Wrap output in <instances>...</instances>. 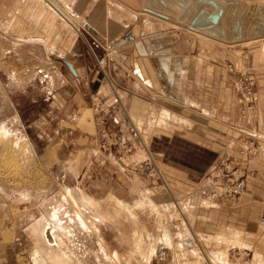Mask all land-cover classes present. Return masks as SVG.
<instances>
[{
	"label": "rangeland",
	"instance_id": "obj_1",
	"mask_svg": "<svg viewBox=\"0 0 264 264\" xmlns=\"http://www.w3.org/2000/svg\"><path fill=\"white\" fill-rule=\"evenodd\" d=\"M242 1H250L248 8L251 9L244 13L251 16L250 21L254 17L252 12L257 9L264 11V0ZM10 16L0 19V264H113L105 256L108 254L110 257L114 252L119 256L117 264H194L196 258L184 250L193 245L209 253L226 250V259L234 264H250L255 255L264 259V227L259 221L264 219V99L259 96L262 101L257 102L259 111L263 113L259 117L262 126H255L254 130L255 117L241 112L239 86L242 77L251 78L254 81L253 91L257 94V78L264 77V68L258 69L257 73L248 61L242 62L244 65L241 68L236 67L231 59L214 63L234 80L235 107H232L234 114L228 125L239 126L240 117L246 122L243 130L238 128L235 134L232 132L229 135L233 143L220 148L211 139L203 146L185 134L168 131L152 136L148 154L140 157L144 159L140 165L133 166L127 156L133 153L135 147L125 132L113 126L115 114L112 104L106 100H98L95 104L96 107L98 102H103L111 110V117L106 116L105 125H96L91 113L83 117L81 108L74 109L72 106V112L68 110L69 114H62L63 107L70 106V100L66 99L65 93H61V87L67 84L63 81L65 78L76 79L52 55L60 53L65 57L68 53L52 49V54L48 55L42 45L23 42L33 38L52 42L57 32L56 29L55 32L54 29L49 31L51 20L44 21L48 26L45 30L44 22L38 24L31 18L18 20L17 15L14 18ZM34 23L35 30L29 31V26L33 27ZM75 24L80 29L78 34L88 37L86 29L77 22ZM34 31L36 34L32 33ZM181 32L185 34H178L179 37L193 42L195 50L202 48L199 46L200 39L195 35ZM261 38L233 48L238 49L236 51L241 53V57L251 59L252 54L258 53L257 45L262 43L258 39ZM51 80L57 81V84L53 85ZM56 93L60 95L55 96ZM256 106L253 105V110H257ZM80 117L94 125L87 126L96 141L90 149L79 142V137L83 135L79 130L82 126L64 123L70 118H74L76 123ZM247 121H251L252 126ZM210 126L219 127L215 123ZM108 141L115 143L108 147ZM123 142L133 146L130 153H126L121 145ZM138 151L142 152L136 147L135 152ZM105 155L116 158L118 165L109 168L107 161L101 158ZM72 168H76L77 172ZM174 169L189 172L190 180L183 181L192 183V189L186 195L190 192L194 199L187 206L171 202L161 208L158 206L161 197L158 196L160 200L156 198L154 187L161 185L164 174L165 181L175 188V182L170 177ZM141 170L151 173L146 177ZM166 170L170 173L169 177ZM121 172L125 179L131 172L142 179L132 185L137 191L127 189L116 180V183H103L105 176L116 178ZM238 184H241L239 190L236 189ZM69 185L77 186L86 198L94 200V210L82 203L81 198L80 204L77 203L78 210L81 206L88 210L84 211L86 230L75 219L77 208L73 210L71 205L72 209L68 210L66 206L69 201L65 186ZM106 185L115 188L116 195H107L101 188ZM73 194L79 201L78 190ZM200 199H212L214 205L206 208L199 202L191 205ZM239 205L244 209V220L239 226L243 230L238 236L240 245L235 240V244L231 242L234 239L232 231L223 230L226 216L220 214L223 209ZM204 212L211 217L212 227L205 226ZM94 214L102 216V219ZM97 219H101L99 223L94 222ZM89 223L95 224L99 232L89 228ZM65 225L70 227L67 229ZM47 231L54 232L56 243L46 238ZM248 231L251 233L247 234ZM215 233H223L231 240L228 244L222 243L215 238ZM165 235H169L172 242L164 244ZM97 243L99 259L95 260L91 258V252L97 249ZM102 244L106 247L104 251L101 250ZM35 251L46 260H42ZM77 252H84V255L87 252L88 255L78 258ZM49 253L55 258H46ZM206 261L203 264H212Z\"/></svg>",
	"mask_w": 264,
	"mask_h": 264
},
{
	"label": "crops",
	"instance_id": "obj_2",
	"mask_svg": "<svg viewBox=\"0 0 264 264\" xmlns=\"http://www.w3.org/2000/svg\"><path fill=\"white\" fill-rule=\"evenodd\" d=\"M55 2H60L61 11ZM249 3L242 0H0V19L8 18L11 14V18L15 15L18 20L31 18L38 24L51 20L49 31L54 29L55 32L56 29L57 32L52 42L47 43L39 38L23 42L42 45L48 55L52 54V49L68 53L65 57L60 53L52 55L53 59H67L77 74L76 80L65 78L63 81L67 84L61 87V93H65L66 99L70 100V106L63 107L62 114H69L73 108H81L83 117L91 113L94 118L98 100L112 104L115 114L113 126H117L131 139L135 150L127 159L133 166H138L144 160L140 157L148 154L149 140L154 135L168 131L185 134L203 146L214 139V144L221 148L233 143L229 136L232 132L235 134L238 128L244 129L246 122L241 117L239 121L242 124L239 122V126L228 125L234 114L232 107H235L234 80L222 73L214 63L231 59L239 68L244 65L242 62L248 61V65L255 68L257 73L258 69L264 68V45L261 43L257 45L258 53L252 54L253 57L247 60L240 56L237 48H233L264 37V11L257 9L252 12L254 17L250 21L251 16L244 14L247 9H251L248 8ZM73 18H76L75 21ZM75 22L84 29L90 27L95 35L86 29L88 37L80 36V29ZM35 23L33 27L29 26V31L35 30ZM46 23L44 29L48 30ZM128 31H131L132 40L126 42ZM181 31L200 39L199 46L202 48L195 50L193 42L179 37L178 34H185ZM32 33L36 34V31ZM51 81L53 85L57 84V81ZM257 84L258 92H254L257 110L251 112L255 117L254 130L262 126L259 117L263 113L259 111L257 102L262 101L259 96L264 99L263 75L257 78ZM251 121H247V124L252 126ZM64 123L82 126L79 129L83 134L79 137L81 145H87L90 149L96 144L93 133L87 127L94 125L86 123L82 117L76 123L74 118L66 119ZM209 123L219 127H211ZM136 147L141 148L143 154L135 152ZM101 158L107 161L109 168L118 165V160L110 155ZM166 173L169 177L168 170ZM187 173L174 169L170 177L175 182V188H171L163 174L161 185L154 187L156 198L161 197V208L171 202L173 205L175 202L187 205L193 201L190 192L186 195L192 189V183L183 181L190 180ZM123 174L121 172L116 178L105 176L103 183L119 181L127 189L137 191L132 185L142 179L132 172L125 179ZM65 188L66 195L70 193L72 197L74 191L78 190L79 201L74 197L78 205L81 197L86 198L77 186ZM101 188L107 195L117 193L115 188L111 189L107 185ZM70 203V200L66 203L68 210L72 209ZM194 204L198 203L193 202L191 205ZM92 205L94 210L93 201ZM76 208L73 205V210ZM80 211L84 213L85 209L81 206ZM243 213V206L240 205L229 210L223 209L220 212L222 217L224 214L226 216L223 230L242 232L239 226L244 220ZM203 214L205 226L212 227L211 217L206 212ZM96 247L91 252V258L95 260L99 259L98 243ZM83 255L84 252L76 253L78 258L85 257Z\"/></svg>",
	"mask_w": 264,
	"mask_h": 264
},
{
	"label": "bare ground",
	"instance_id": "obj_3",
	"mask_svg": "<svg viewBox=\"0 0 264 264\" xmlns=\"http://www.w3.org/2000/svg\"><path fill=\"white\" fill-rule=\"evenodd\" d=\"M54 1V0H53ZM58 1H60V0H57V2ZM49 2V1H48ZM51 2V1H50ZM56 3V2H55ZM59 4H60V2L57 4L56 3V5H57V7H58V9H59ZM62 7V6H61ZM69 7V6H68ZM61 9V8H60ZM59 9V10H60ZM65 10V9H64ZM70 10V9H69ZM61 11V10H60ZM66 11H67V9H66ZM55 12V11H54ZM59 12V11H58ZM66 13V12H65ZM73 14V13H72ZM39 15H41V14H39ZM96 15V14H95ZM40 17V16H39ZM93 17V16H92ZM58 18V17H57ZM40 19V18H39ZM42 19V18H41ZM74 19V18H73ZM76 19V18H75ZM75 19H74V21H75ZM57 20V19H56ZM69 20V19H68ZM64 22V21H63ZM66 23V22H65ZM70 23V22H69ZM57 26V25H56ZM99 31V30H98ZM259 41H262V45H264V38H261V39H258ZM251 41H248V43L247 44H249ZM253 42H254V40H253ZM255 42H256V40H255ZM108 47V46H107ZM264 48V47H263ZM109 49V48H108ZM136 83H138V82H136ZM141 85V84H140ZM139 85V86H140ZM141 88V87H140ZM178 100V99H177ZM182 101V100H181ZM166 113V112H165ZM169 113V112H168ZM164 116V115H163ZM166 116V115H165ZM172 117V116H171ZM172 120V119H171ZM136 128V127H135ZM140 132V131H139ZM68 191V190H67ZM223 193V192H222ZM68 195H66L67 196V198H68V196L70 197V202H71V205L73 206L74 205V207L76 206L77 207V211L75 212L76 213V218L75 219H78V221H79V224H80V227L82 228V229H84V230H86V229H88L87 228V223H86V218L84 217V214L83 213H81V211L80 210H78V205H77V202H76V200L75 199H73L72 198V196H71V194L70 193H67ZM218 194V193H217ZM66 196L64 195V198H66ZM117 199V198H116ZM148 199V198H147ZM68 200V201H69ZM81 200H82V203L84 202V204H86V205H88L89 207H92L93 205H92V201H94V200H92L91 201V199L89 198V199H87V198H83V197H81ZM118 201H120V200H118ZM134 201H136V200H134ZM133 201V202H134ZM200 203L203 207H211L212 205H214V202H212V199L211 200H208V199H200L199 201H197V203ZM120 204V203H119ZM135 204V203H134ZM136 204H138L137 202H136ZM135 204V205H136ZM122 205V204H121ZM124 205V204H123ZM127 205H129V204H127ZM185 205V204H184ZM71 206V207H72ZM156 206V205H155ZM159 206V205H158ZM187 206V205H186ZM63 207V206H62ZM138 207V206H137ZM88 208V207H87ZM159 208V207H158ZM124 209V208H123ZM128 209H129V207H128ZM132 209V208H131ZM141 209V208H140ZM143 209H145L144 207H143ZM195 209V208H194ZM55 211V210H54ZM131 210H129V212H130ZM141 211V210H140ZM62 212V211H61ZM132 212V211H131ZM136 212V211H135ZM65 213V212H64ZM134 213V212H133ZM195 213V212H194ZM55 214H57V213H55ZM66 214V213H65ZM69 214V213H68ZM71 214V216H72V213H70ZM135 214V213H134ZM58 215V214H57ZM95 215V214H94ZM64 216V215H63ZM70 216V217H71ZM96 217H98V218H101L102 219V216H100V215H95ZM56 217V216H55ZM65 217V216H64ZM51 218V217H50ZM62 218V217H61ZM52 219V218H51ZM56 219V218H55ZM101 219H97V221L95 220L94 222H100V220ZM62 220V219H61ZM69 220V219H68ZM71 221V220H70ZM260 221V220H259ZM57 222V221H56ZM73 223V222H72ZM70 225H72V224H70ZM228 225V224H227ZM260 225L262 226V227H264V223H260ZM58 226V225H57ZM60 226V225H59ZM66 226V225H65ZM77 226V225H76ZM259 226V225H258ZM55 227V226H54ZM70 227V226H69ZM69 227H67L66 226V228L68 229ZM261 227V228H262ZM89 228H92L93 230H95V232L96 233H98L99 232V229H97V227H95V224H91V223H89ZM235 228V227H234ZM62 229V228H61ZM186 229V228H185ZM237 229V228H236ZM72 230V229H71ZM83 230V231H84ZM263 230V229H262ZM70 232V231H69ZM188 233H189V231H187ZM201 233V232H200ZM232 233L234 234V239L231 241L232 243H234L235 244V241H237V243L240 245V241H239V239H238V236H241L240 235V232L239 231H235V230H232ZM195 234V233H194ZM248 234V233H247ZM188 235V234H187ZM213 235H216V237L215 238H217L219 241H221L222 243L223 242H227V244H228V242L231 240V238H230V240H228V238H226L225 236V234H223V233H218V234H213ZM253 235V234H252ZM45 236H46V238H48V240H50V241H52V242H54V243H56V240H55V238H54V232L53 233H49L48 231H47V234H45ZM66 236V235H65ZM178 236H179V234H178ZM190 236H191V234H190ZM195 236V235H194ZM211 236V235H210ZM165 237V242H164V244H169V242H172V241H170V236L169 235H165L164 236ZM193 237V236H192ZM206 237H207V235H206ZM178 238V237H177ZM190 238V237H189ZM194 238V237H193ZM202 238V237H201ZM208 238H209V235H208ZM256 238V237H255ZM179 240V239H178ZM211 240H213V239H211ZM217 240V241H218ZM235 240V241H234ZM177 241V240H176ZM186 242H187V240H185ZM196 242V241H195ZM231 243V244H232ZM192 244V243H191ZM50 245V244H49ZM137 245V244H136ZM179 245H181V246H183L182 245V243H180ZM185 245H186V243H185ZM193 245V244H192ZM230 246V245H229ZM47 247H49V246H47ZM233 247V246H232ZM235 247V246H234ZM241 247V246H240ZM135 248V247H134ZM198 248V249H197ZM247 248V247H246ZM104 249L106 250V247L104 246V244H102V251H104ZM152 250H153V248H151ZM184 250H187V252H189L190 253V255L191 256H193V257H195L196 258V261H195V263L194 264H203V261H205V259L208 261V263H212V264H234V263H230L227 259H226V257H227V253H226V250H219L217 253H213V252H211V253H209V252H207V251H205L203 248H200V247H195L194 245L192 246V247H185V249ZM138 252V251H137ZM150 252H152L151 250H150ZM35 253L36 254H39L40 255V253L38 252V251H35ZM105 253V252H104ZM107 253V252H106ZM134 253V252H133ZM184 253V252H183ZM151 254V253H150ZM150 254H149V256H150ZM47 255V254H46ZM133 255H136V254H133ZM38 256V255H37ZM41 256V255H40ZM109 255L108 254H106V258H108L107 260H110V261H108V262H112L113 264H117L119 261H117V259L119 258V256H118V254L116 253V252H114L112 255H110V257H108ZM148 256V257H149ZM42 257V260H46L45 259V257H43V256H41ZM127 257H129V256H127ZM148 257L146 258V259H148ZM151 257V256H150ZM46 258H49V259H54L55 258V256H53L51 253H49L48 255H47V257ZM37 259V258H36ZM145 259V258H144ZM253 260L254 261H252V262H250V264H264V259L263 258H261L259 255H255V259L253 258ZM147 261V260H146ZM182 261V260H181ZM206 261V262H207ZM39 262H41V261H39ZM148 263H149V261H148ZM205 263V262H204ZM45 264V263H44Z\"/></svg>",
	"mask_w": 264,
	"mask_h": 264
},
{
	"label": "built area",
	"instance_id": "obj_4",
	"mask_svg": "<svg viewBox=\"0 0 264 264\" xmlns=\"http://www.w3.org/2000/svg\"><path fill=\"white\" fill-rule=\"evenodd\" d=\"M239 86H240V96H241V104H242V109H241V112L243 114H251L250 112L253 111V105H254V91H253V86H254V81L248 77H242L240 80H239ZM104 113L102 115V112ZM106 116H109L111 117V110L109 108V106L107 104H104L103 102H98L96 107L94 108V118L93 120L95 119V124H101V125H105L106 122H107V118ZM115 142L113 141H108L106 143V145L108 147L114 145ZM126 153H130V151L133 149V146L129 143H125L123 142L121 144ZM151 170V169H150ZM152 171V170H151ZM150 172H146L145 170H141V174L148 177L149 176V173ZM155 171H156V168H155ZM240 186L241 184H238L236 188L237 190L240 189ZM264 223V219H260V223Z\"/></svg>",
	"mask_w": 264,
	"mask_h": 264
},
{
	"label": "water",
	"instance_id": "obj_5",
	"mask_svg": "<svg viewBox=\"0 0 264 264\" xmlns=\"http://www.w3.org/2000/svg\"><path fill=\"white\" fill-rule=\"evenodd\" d=\"M86 29H87L91 34L95 35L94 31H93L90 27L86 26ZM131 40H132L131 31H128V32L126 33V36H125V41H126V42H129V41H131ZM54 60L60 62L63 66H65V68L69 71V73H70L74 78L77 77V74H76V72H75V70H74V68H73V65H72L67 59L59 58V57H55Z\"/></svg>",
	"mask_w": 264,
	"mask_h": 264
}]
</instances>
